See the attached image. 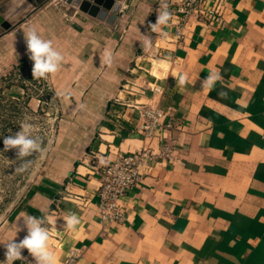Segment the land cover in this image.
<instances>
[{"label":"crops","instance_id":"obj_1","mask_svg":"<svg viewBox=\"0 0 264 264\" xmlns=\"http://www.w3.org/2000/svg\"><path fill=\"white\" fill-rule=\"evenodd\" d=\"M125 1L114 25L61 2L24 21L42 20L49 35L41 37L64 59L50 75L53 142L0 225V262L32 215L48 221L57 264H264V0H217L215 19L194 14L179 34L171 20L149 27L176 0ZM18 2V12L29 3ZM106 50L110 65L102 63ZM215 73V86L202 88ZM149 102L172 123L163 131L172 158L143 170L123 198V223L105 224L91 153L115 159L144 146L158 151L159 136L137 131L134 105ZM72 213L80 220L75 231L64 228ZM22 256L14 264H36L27 249Z\"/></svg>","mask_w":264,"mask_h":264},{"label":"rangeland","instance_id":"obj_2","mask_svg":"<svg viewBox=\"0 0 264 264\" xmlns=\"http://www.w3.org/2000/svg\"><path fill=\"white\" fill-rule=\"evenodd\" d=\"M59 2L68 4L66 0ZM59 2L50 0L47 3H51L49 5L54 10L57 6L62 8ZM32 8L31 3L25 4L23 9L11 17V21L17 22ZM59 12L61 11L58 10ZM56 14L55 10L51 16L55 18ZM27 21L0 38V225L13 212L16 200L32 181L35 170L41 167L39 154H34L25 158L32 162L26 170L18 172L16 169L25 161L17 157L15 149L7 152L3 150L4 137L15 135L20 131L21 121H26L33 125L32 136L40 137L43 147L49 142L50 147L56 130L52 111L56 108L57 99L53 97L55 94L51 78H33V61L29 58L24 36L29 29H35L40 36L49 33L48 30H40L42 20L39 19L34 24H27ZM23 54L26 57L19 58ZM39 99L42 101L39 102Z\"/></svg>","mask_w":264,"mask_h":264},{"label":"built area","instance_id":"obj_3","mask_svg":"<svg viewBox=\"0 0 264 264\" xmlns=\"http://www.w3.org/2000/svg\"><path fill=\"white\" fill-rule=\"evenodd\" d=\"M219 3L217 0H176L170 23L176 26L178 34L182 33V27L194 14L197 17L215 19L220 12ZM154 90L158 91L159 88L154 87ZM41 101L39 99V102ZM116 101L131 105L119 99ZM134 106L139 111L137 131L144 137L159 136V150L155 151L146 146L139 147L123 152L115 159H110L105 153H91L90 166L101 179L97 210L101 221L105 224L123 223L127 218L123 208V198L141 180L143 170L150 169L161 159L172 158L173 145L163 135V131L171 127L172 123L165 122L164 109L153 102Z\"/></svg>","mask_w":264,"mask_h":264},{"label":"clouds","instance_id":"obj_4","mask_svg":"<svg viewBox=\"0 0 264 264\" xmlns=\"http://www.w3.org/2000/svg\"><path fill=\"white\" fill-rule=\"evenodd\" d=\"M119 6V0H116V5ZM172 19L171 12L168 11V6L164 5L163 11H158L157 20L154 24H150V29L155 32L161 28V26L168 25ZM166 35V34H165ZM25 41L27 51L30 54L29 58L33 61L32 76L34 79H48L50 75L56 74L64 59L60 51L54 46L53 42L48 39L42 38L35 29H29L25 34ZM150 39L146 42L145 47H150ZM102 63L110 65L112 63V54L110 51H105L102 57ZM220 79L218 73L209 74L202 81V88L211 90L215 83ZM187 82V77L180 75L178 77V84L183 87ZM63 99H68L69 94H58ZM33 125L21 121L20 131L15 135H9L4 137V151L16 150L17 157L25 161L20 164L16 169L18 172H23L32 163L26 161V157L39 154V158L42 160L46 156V149L42 145L40 137L32 136ZM66 224L64 228L70 231H75L80 224V220L75 213L69 214L65 219ZM48 221L44 217H35L27 215L23 219L24 227L27 230V234L23 239L16 241L12 239L5 244V260L0 264H14V261L23 259L22 251L27 249L29 254L34 258L36 264H57V258L54 252L49 247V229L47 227Z\"/></svg>","mask_w":264,"mask_h":264},{"label":"water","instance_id":"obj_5","mask_svg":"<svg viewBox=\"0 0 264 264\" xmlns=\"http://www.w3.org/2000/svg\"><path fill=\"white\" fill-rule=\"evenodd\" d=\"M11 1H15L17 3V0H0V37L18 27L50 0H27L33 5V8L15 23L11 21V17H14L15 14H17L23 4L21 2H18L17 4L15 3L7 14L5 9ZM124 1L125 0H119V6L114 7V5H116V0H66V2L71 6L105 21L109 25H114L116 22L118 13L122 8ZM125 2L126 4H129L130 0H126Z\"/></svg>","mask_w":264,"mask_h":264},{"label":"bare ground","instance_id":"obj_6","mask_svg":"<svg viewBox=\"0 0 264 264\" xmlns=\"http://www.w3.org/2000/svg\"><path fill=\"white\" fill-rule=\"evenodd\" d=\"M15 1H11L10 3H8V5L6 6V13L8 14V12L12 9V7L15 5ZM9 9V10H7Z\"/></svg>","mask_w":264,"mask_h":264}]
</instances>
